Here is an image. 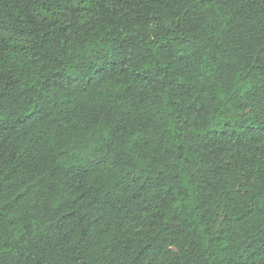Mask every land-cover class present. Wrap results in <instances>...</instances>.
Masks as SVG:
<instances>
[{"label": "trees", "instance_id": "16d2710c", "mask_svg": "<svg viewBox=\"0 0 264 264\" xmlns=\"http://www.w3.org/2000/svg\"><path fill=\"white\" fill-rule=\"evenodd\" d=\"M0 264H264V0H0Z\"/></svg>", "mask_w": 264, "mask_h": 264}]
</instances>
